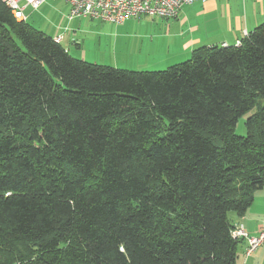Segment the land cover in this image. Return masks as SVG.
Masks as SVG:
<instances>
[{
	"label": "trees",
	"instance_id": "1",
	"mask_svg": "<svg viewBox=\"0 0 264 264\" xmlns=\"http://www.w3.org/2000/svg\"><path fill=\"white\" fill-rule=\"evenodd\" d=\"M236 41L117 68L0 0V264H236L228 214L264 189V21Z\"/></svg>",
	"mask_w": 264,
	"mask_h": 264
},
{
	"label": "rangeland",
	"instance_id": "2",
	"mask_svg": "<svg viewBox=\"0 0 264 264\" xmlns=\"http://www.w3.org/2000/svg\"><path fill=\"white\" fill-rule=\"evenodd\" d=\"M218 1L220 2L218 7L212 10L204 9V6L199 3L191 7L186 5L190 20L183 23V26L179 24L181 21H176V29L184 31L183 36H179L177 32L174 33V21H172V28L168 30L165 18L163 20L160 17L147 15L128 19L122 24L84 19L79 27L75 24L78 19H74L70 25L66 24L67 20L68 22L72 20L67 14V20L62 21L61 24L58 10H61V4L64 3L60 0H54L49 6L45 5L39 9L28 6L24 13L32 14L30 17L33 19L29 18L27 22L48 35L65 31L69 36L75 35L73 39L77 37L80 45L68 44L73 57L117 68L156 70L165 69L173 63L190 57L191 50L187 54H181L179 50L181 46L184 47L188 34L193 32L190 28L198 34L213 32L216 38L222 36L232 41V37L237 36L239 32L236 35L237 31L231 30L230 27H237L238 20L243 21L247 17L248 25L255 23L252 27L249 26L248 31L264 21V0ZM20 4H23V1ZM241 36L242 34L239 35ZM62 45L68 47L65 42H62ZM255 110L256 106L239 117L234 127L236 134H246L244 121ZM257 264H264V262Z\"/></svg>",
	"mask_w": 264,
	"mask_h": 264
},
{
	"label": "crops",
	"instance_id": "3",
	"mask_svg": "<svg viewBox=\"0 0 264 264\" xmlns=\"http://www.w3.org/2000/svg\"><path fill=\"white\" fill-rule=\"evenodd\" d=\"M53 1L54 0H45L37 8L39 9L45 5L49 6V4H52ZM60 1L62 3H64V4H61V6H62L61 10H58L59 19H60L61 24H62V21L65 22V20H67L66 15L68 14V11H69V5L63 0H60ZM195 3H199V4L203 5L204 9H206V10H212V9H215L216 7H218L220 2L218 0H206L204 2L195 1L191 4L183 5L180 8L176 17L169 18V19L165 18V20H167L168 30L172 28V21H174L173 22L174 33L176 34V32H177L179 36H183L184 31H182V30L179 31L178 29H176L177 22L181 21L179 24L181 26H183V23H186L188 20H190L188 8H186L185 6L190 5V7H191V5H193ZM26 8H28V6H26L23 9V13L25 12ZM24 15L26 16V21L29 18H32V17H30V16H32V14H29V13L25 14L24 13ZM180 17H182V18H180ZM74 19L75 20L78 19V21H75V24H76V26L80 27L83 23V20L88 19V18H73L72 20H70V22H68V20H67L66 24H69V25L72 24L73 23L72 21ZM162 19L164 20V18H162ZM248 20H249V18H247V17L244 18L243 21L238 20L237 27H234V28L230 27L231 30L233 29L235 32L237 31L236 35L239 32V34L237 36L232 37V41H228V39L226 37H222V36L221 37L219 36L216 38L215 36H213L214 35L213 32H208L207 34H205V33L198 34L193 29L190 28V30L193 32H191L190 35L188 34V38L185 41V43L183 44L184 47L181 46V48L179 50H181V52H182L181 54H187L190 50L192 51L194 48L201 46V45L210 46L213 44L221 45L223 43L233 44L236 42V40L240 39V37H239L240 34H242V35L245 34L248 31L249 26L252 27L253 24H255V23H250V25H248L249 24ZM126 21H124V22H126ZM214 30L216 31V29H214ZM66 33H67L66 31L63 33L58 32L55 35H51V36L53 38H55L57 36H61L60 43L62 44V42H65V44L68 47H65L64 45L63 46L70 53L69 45L72 43L74 45L79 46L80 43H79L77 37H76V39H73V38H75V35L70 34V36H69ZM228 217H229L230 221L234 224V226L237 224H242L245 227L248 234L256 235L260 231V229L262 228V226L264 224V189H260V190L255 191L252 203L250 204V206L246 209V211L243 214L238 215L234 212H230L228 214ZM246 243L247 242L245 239H240L238 244H237V260H236L237 264H257L259 262H261V263L264 262V244L261 245L260 247H258L249 256L246 257L244 254Z\"/></svg>",
	"mask_w": 264,
	"mask_h": 264
},
{
	"label": "built area",
	"instance_id": "4",
	"mask_svg": "<svg viewBox=\"0 0 264 264\" xmlns=\"http://www.w3.org/2000/svg\"><path fill=\"white\" fill-rule=\"evenodd\" d=\"M17 20H25L23 9L31 6L36 9L45 0H1ZM23 1V4L20 2ZM69 5L68 18H88L121 24L124 21L147 15L160 18H174L180 8L185 4L206 0H63ZM56 41L61 36L55 37ZM238 44L239 41H236ZM225 45V43H223ZM236 239H245V256L264 244V224L256 235H250L242 224H237L232 229Z\"/></svg>",
	"mask_w": 264,
	"mask_h": 264
}]
</instances>
